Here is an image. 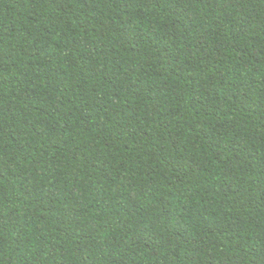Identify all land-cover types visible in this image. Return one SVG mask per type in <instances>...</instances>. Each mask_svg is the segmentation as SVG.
Listing matches in <instances>:
<instances>
[{"label": "trees", "instance_id": "16d2710c", "mask_svg": "<svg viewBox=\"0 0 264 264\" xmlns=\"http://www.w3.org/2000/svg\"><path fill=\"white\" fill-rule=\"evenodd\" d=\"M0 264H264V0H0Z\"/></svg>", "mask_w": 264, "mask_h": 264}]
</instances>
